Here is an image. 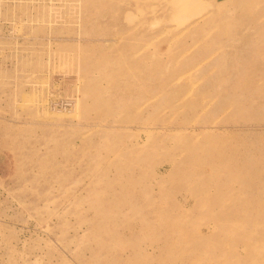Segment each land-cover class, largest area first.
Returning a JSON list of instances; mask_svg holds the SVG:
<instances>
[{
    "label": "rangeland",
    "instance_id": "374dc122",
    "mask_svg": "<svg viewBox=\"0 0 264 264\" xmlns=\"http://www.w3.org/2000/svg\"><path fill=\"white\" fill-rule=\"evenodd\" d=\"M0 264H264V0H0Z\"/></svg>",
    "mask_w": 264,
    "mask_h": 264
}]
</instances>
